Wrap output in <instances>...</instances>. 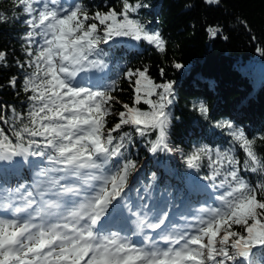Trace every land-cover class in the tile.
Returning a JSON list of instances; mask_svg holds the SVG:
<instances>
[{
	"label": "snow or ice",
	"instance_id": "6c2138e0",
	"mask_svg": "<svg viewBox=\"0 0 264 264\" xmlns=\"http://www.w3.org/2000/svg\"><path fill=\"white\" fill-rule=\"evenodd\" d=\"M204 2L219 5L221 0ZM16 3L26 17L22 23L27 30L21 38L29 58L17 64L31 70L22 82L23 91L31 93V103L26 115L11 109L16 121L11 136L0 127V160L38 157L35 174L43 179L17 197L21 204H0L12 213V218L0 217V264H260L264 154L257 141L264 144V135L250 138L231 121L216 125L227 129L243 150V171L259 175L257 184L241 175V161L232 149L201 145L185 157L188 168L210 169L203 177L209 183L200 207L154 202L147 190V199L141 197L135 208L127 198L125 190L137 164L125 156L132 137L121 129L129 126L141 137L156 132L149 149L153 154L180 151L168 139L174 82L157 83L147 69H129L123 75L133 83V105L124 104L119 122L108 128L116 81L105 84L104 76H77L107 68L102 59L107 53L100 45L115 37L143 40L164 53L166 39L137 17L148 5L122 0L119 11L113 7L90 14L81 3L61 0ZM6 20L0 15V22ZM208 31L215 37L221 30ZM258 51L264 55V50ZM6 58L7 53L0 51V64L6 66ZM9 84L15 88L17 78ZM193 107L207 118L209 109L203 101ZM45 162L47 166H42ZM24 187L3 191L20 193ZM110 214L135 224L132 235H144L143 242L137 245L129 236L110 231Z\"/></svg>",
	"mask_w": 264,
	"mask_h": 264
},
{
	"label": "trees",
	"instance_id": "16d2710c",
	"mask_svg": "<svg viewBox=\"0 0 264 264\" xmlns=\"http://www.w3.org/2000/svg\"><path fill=\"white\" fill-rule=\"evenodd\" d=\"M130 2L148 5L139 10L137 17L149 30L162 34L167 41V50L160 53L146 41L115 37L108 44L100 45L107 53L102 57L107 68L103 72L95 69V74L91 70L80 74L104 76L105 84L116 81L112 92L116 99L112 103V114L107 118L108 128L119 122V113L125 111L124 104L133 105L134 86L123 75L129 69H147L148 75L157 83L174 82L175 98L169 106L168 139L170 146L180 151L153 154L149 149L157 138L156 132L141 137L129 126L122 128L121 132L127 131L132 137L125 156L137 164L129 177L127 198L138 199L146 189L155 201L164 194L166 200L173 199L178 205L188 192L190 180L208 184L203 177L209 174V168L202 167L197 171L185 163V157L201 145L221 151L232 149L241 161V175L249 183H259L262 179L259 175L243 171L246 158L243 150L235 144L227 129L216 125L231 121L250 138L264 135V55L258 51L264 50V0H221L219 5H209L204 0ZM61 3H81L90 14L113 7L119 11L122 6V0H61ZM0 15L7 18L6 22H0V51L7 53L6 66L0 64V127L11 136V125L16 123L11 109L25 115L29 110L31 93L23 91L22 82L31 70L21 69L17 64V61L25 63L29 59L25 53L27 45L21 38L27 30L22 23L25 14L16 0H0ZM209 28L221 31L213 37ZM32 47L35 50L37 45ZM176 63L183 67L175 68ZM12 77L17 78L15 88L9 84ZM201 101L208 106L207 118L193 107ZM139 107L148 109L144 104ZM257 146L264 154V144L258 140ZM15 158L8 162L12 164ZM42 166H47L46 162ZM35 170L38 169L35 167ZM13 175L11 165L0 160V179H10ZM194 196L193 192L189 194L193 206L206 199L201 192L198 193L199 200H194ZM234 228L241 231L239 226ZM258 259L264 264V253Z\"/></svg>",
	"mask_w": 264,
	"mask_h": 264
},
{
	"label": "rangeland",
	"instance_id": "374dc122",
	"mask_svg": "<svg viewBox=\"0 0 264 264\" xmlns=\"http://www.w3.org/2000/svg\"><path fill=\"white\" fill-rule=\"evenodd\" d=\"M95 72H96V70L92 69V73H95ZM77 78L80 79L81 76L78 75ZM21 161H22L21 159L17 160L18 163H21ZM29 161L32 162V160H29ZM30 178L32 179V182H33V189H35V186H36L37 182L42 180V179H39L37 176H30ZM19 186L20 185H18V184L17 185H11L7 189L15 190ZM189 186L191 187V190L192 189H202L203 191H205V187H204L205 184H202L200 181H197L196 179L195 180H191L190 183H189ZM24 192H25V187H24V189H21L20 193L13 192V193L10 194V193H6V192L3 191L0 196H1L2 199H3V197H4V199H6L5 201H3L4 203L9 200V201H11L13 203V206H16V205L22 203V201H18L17 200L18 199L17 197L19 195L23 194ZM140 202H141V198L138 201L135 202L133 207L135 208V205H137ZM0 204H2L1 200H0ZM131 219H135V217H131Z\"/></svg>",
	"mask_w": 264,
	"mask_h": 264
},
{
	"label": "bare ground",
	"instance_id": "6f19581e",
	"mask_svg": "<svg viewBox=\"0 0 264 264\" xmlns=\"http://www.w3.org/2000/svg\"><path fill=\"white\" fill-rule=\"evenodd\" d=\"M10 210H11V209L0 208V212H1V213H9ZM134 225H135V224H134ZM135 230H136V225H135L133 231H135ZM140 235H141V234H139V235H134V236H135V238H136L137 241H140V242H141V241L144 240V238L140 237ZM138 237H139V238H138Z\"/></svg>",
	"mask_w": 264,
	"mask_h": 264
}]
</instances>
